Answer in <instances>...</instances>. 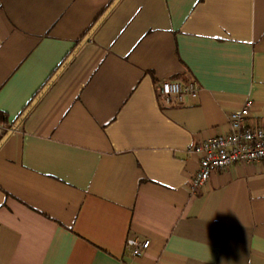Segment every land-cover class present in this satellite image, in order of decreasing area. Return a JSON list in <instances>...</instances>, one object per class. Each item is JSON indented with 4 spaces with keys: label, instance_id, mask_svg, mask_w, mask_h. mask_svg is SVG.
Wrapping results in <instances>:
<instances>
[{
    "label": "crops",
    "instance_id": "0c3cea01",
    "mask_svg": "<svg viewBox=\"0 0 264 264\" xmlns=\"http://www.w3.org/2000/svg\"><path fill=\"white\" fill-rule=\"evenodd\" d=\"M247 101L264 121V0H0V264H264V162L190 190Z\"/></svg>",
    "mask_w": 264,
    "mask_h": 264
},
{
    "label": "built area",
    "instance_id": "2783aa9c",
    "mask_svg": "<svg viewBox=\"0 0 264 264\" xmlns=\"http://www.w3.org/2000/svg\"><path fill=\"white\" fill-rule=\"evenodd\" d=\"M200 87L193 82L185 84L162 81L155 86L157 100L165 105L181 104L188 96H195ZM252 103L247 101L227 117L228 132L215 135L188 149L198 157L197 170L191 178L190 190H202L213 172L223 171L238 164L264 162V121L250 122ZM15 132L12 125L0 124V143ZM149 247L147 240L128 239L125 251L131 257H140Z\"/></svg>",
    "mask_w": 264,
    "mask_h": 264
}]
</instances>
